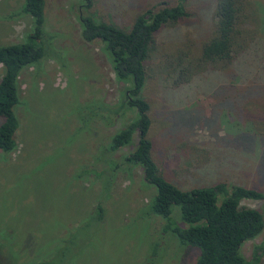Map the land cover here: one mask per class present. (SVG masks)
Instances as JSON below:
<instances>
[{
	"label": "rangeland",
	"instance_id": "1",
	"mask_svg": "<svg viewBox=\"0 0 264 264\" xmlns=\"http://www.w3.org/2000/svg\"><path fill=\"white\" fill-rule=\"evenodd\" d=\"M78 1L44 0L43 28L53 39L47 40L37 67L23 69L18 77L17 146L0 159V264L64 254L63 264H193L195 250L163 235L159 220L144 217L142 207L155 191L140 179L139 170L133 169L130 177L117 172L111 181L105 166L92 178L93 168L105 159L102 145L132 113L109 126L103 121L109 120L106 114L102 121L90 119L94 107L89 105L114 104L119 86L99 51L101 44L81 37ZM175 1L92 0L89 12L127 28L145 9ZM214 1L187 0L189 15L164 27L148 55L142 95L152 119L147 134L152 158L164 178L181 189L224 182L264 193V138L246 130L247 115L259 118L255 106L261 107L262 94L212 93L204 77L197 80L198 88L191 85L189 94L170 85L175 53L195 55L209 39ZM251 2L264 33V0ZM21 7L22 0H0V45L19 43L26 35L30 17L20 13ZM238 106L245 109L240 115ZM135 141L134 134L131 146L111 158L129 153ZM98 202L104 215L96 225L88 218ZM241 204L264 215V200ZM173 213L178 215L179 207ZM262 242L264 228L242 245L244 258L252 259L253 247ZM256 256V264H264V253Z\"/></svg>",
	"mask_w": 264,
	"mask_h": 264
},
{
	"label": "trees",
	"instance_id": "2",
	"mask_svg": "<svg viewBox=\"0 0 264 264\" xmlns=\"http://www.w3.org/2000/svg\"><path fill=\"white\" fill-rule=\"evenodd\" d=\"M186 2L176 0L172 4L152 6L135 15L127 28H120L95 18V14L89 12L92 0L78 1L81 37L87 43L101 44L99 51L106 57L113 80L119 86L114 104L103 105L100 102L101 105H89L90 109L94 107V112L90 111V119L95 122L106 114L109 120L103 121L109 126L120 115L132 113L125 126L102 145L105 159L101 166L93 168L92 178L98 177L105 166L111 173V181L117 172L130 177L133 169L139 170L140 179L155 191L142 207L144 217L159 220L163 235L168 234L180 246L195 250L197 255L193 264H256V252L264 253V242L253 247L250 260L244 258L241 247L262 232L264 215L241 202L262 201L264 193L239 183L227 185L224 182L181 189L164 178L152 158V143L147 138L152 119L149 104L142 95L146 84V62L158 33L189 15ZM43 10L44 0H22L20 13L30 17L26 35L19 43L0 45L1 161L17 146L15 133L19 119L15 108L19 104L18 77L23 69L37 67L46 55L47 40L53 39L43 28ZM258 14L251 0H215L209 39L195 55L190 56L183 51L175 53L170 67L174 73L170 85L186 93L192 84L198 88L197 80L204 77L212 93L262 94L261 107L255 106L259 118L246 117L249 120L246 130L261 140L264 138V33L260 30ZM243 110L244 107L238 106L239 115ZM134 134L136 141L131 151L118 160L112 159L113 153L131 146ZM175 206L179 207V216L173 213ZM103 215L104 209L98 202L88 220L97 225ZM64 255L28 264H63Z\"/></svg>",
	"mask_w": 264,
	"mask_h": 264
}]
</instances>
